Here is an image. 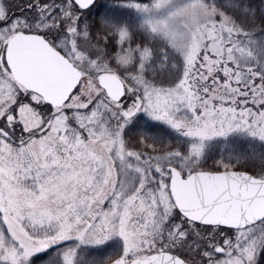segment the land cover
Wrapping results in <instances>:
<instances>
[{"label":"snow or ice","instance_id":"snow-or-ice-1","mask_svg":"<svg viewBox=\"0 0 264 264\" xmlns=\"http://www.w3.org/2000/svg\"><path fill=\"white\" fill-rule=\"evenodd\" d=\"M0 264H264V0H0Z\"/></svg>","mask_w":264,"mask_h":264}]
</instances>
